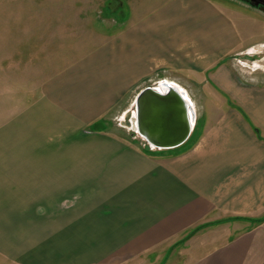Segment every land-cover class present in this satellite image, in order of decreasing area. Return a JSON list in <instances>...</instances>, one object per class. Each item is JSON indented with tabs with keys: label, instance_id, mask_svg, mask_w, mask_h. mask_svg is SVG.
<instances>
[{
	"label": "crops",
	"instance_id": "1",
	"mask_svg": "<svg viewBox=\"0 0 264 264\" xmlns=\"http://www.w3.org/2000/svg\"><path fill=\"white\" fill-rule=\"evenodd\" d=\"M151 6L74 62L57 65L53 37L51 55L41 43L12 65L0 101L1 263L264 264V79L248 82L239 65L258 47L233 6ZM161 82L205 98L199 116L188 101L192 147L156 149L117 123ZM201 230L225 234L172 258Z\"/></svg>",
	"mask_w": 264,
	"mask_h": 264
},
{
	"label": "rangeland",
	"instance_id": "2",
	"mask_svg": "<svg viewBox=\"0 0 264 264\" xmlns=\"http://www.w3.org/2000/svg\"><path fill=\"white\" fill-rule=\"evenodd\" d=\"M161 1L0 0V101L3 98L2 94L8 89V86L5 84L6 80L14 78L13 72L15 73V71H11L12 65L19 62L22 57L26 61L32 52H37V48H39L41 43H43V47L47 46L46 48L50 50L48 53L51 55L53 53V45L49 42L52 43L54 37L56 63L58 66L59 64L63 66L80 59L84 54L98 45L104 36L117 31L119 28L117 20H127L133 15L145 14L151 9V5ZM215 1L223 8H225L224 6L228 8L233 6V9H225H228L227 11L236 22L239 31L244 36V40L248 45L258 47L254 51H249L248 58L241 57L242 61L239 62L241 69L248 72V82L255 80V77L250 78V74L254 72H256L254 75L258 79H261V77L264 79V11L246 8L238 1H233L237 3L238 7L229 0ZM39 57L43 60L44 54L40 53ZM252 60H257L259 63L257 65L251 64ZM50 62V65L46 66L45 71L40 73V79L42 74L56 69L55 64L52 63V58ZM34 74L36 79V71ZM244 74L245 72H243ZM244 78L246 79V76ZM178 90L180 91V88ZM204 99L191 98L197 106L198 116L205 106ZM228 99L232 106H239L233 99ZM186 100L191 101L189 98H186ZM217 104L218 106L220 105L219 103ZM224 105L225 107L223 108L215 109L213 107V109L223 112V110H226L224 108H227V105L222 103V106ZM134 108L135 104L131 109V113L129 112L128 116L125 117L120 116L117 123L122 127L130 128L136 134L137 127ZM194 132L196 134L197 128H195L192 134ZM224 234L216 230H205L197 233L195 235L196 238L192 235L194 237L192 240L191 238L186 239L187 236L183 241H179L180 244L182 243L181 245L178 244L173 247L172 258L178 260L181 256H184V258L190 259L198 250V242L201 245L203 240L206 241L216 237L218 239L223 237ZM199 235L200 237H197ZM181 247L184 249L182 250ZM0 264L3 263L0 261Z\"/></svg>",
	"mask_w": 264,
	"mask_h": 264
},
{
	"label": "water",
	"instance_id": "3",
	"mask_svg": "<svg viewBox=\"0 0 264 264\" xmlns=\"http://www.w3.org/2000/svg\"><path fill=\"white\" fill-rule=\"evenodd\" d=\"M160 87L161 91L145 88L138 95L135 103L137 131L156 149L173 150L191 138L194 110L177 88L167 82Z\"/></svg>",
	"mask_w": 264,
	"mask_h": 264
},
{
	"label": "flooded vegetation",
	"instance_id": "4",
	"mask_svg": "<svg viewBox=\"0 0 264 264\" xmlns=\"http://www.w3.org/2000/svg\"><path fill=\"white\" fill-rule=\"evenodd\" d=\"M231 2L238 1L247 8L257 11H264V0H229Z\"/></svg>",
	"mask_w": 264,
	"mask_h": 264
},
{
	"label": "trees",
	"instance_id": "5",
	"mask_svg": "<svg viewBox=\"0 0 264 264\" xmlns=\"http://www.w3.org/2000/svg\"><path fill=\"white\" fill-rule=\"evenodd\" d=\"M233 105H234V104H233ZM234 106H235V105H234ZM235 108L238 109L240 112H243L241 108H239V107H237V106H235ZM195 140H196V138H195V132H194V134L192 135V137H191V138L188 140V142L185 144L186 147H192V146L194 145V143H195ZM249 220H251V219H249ZM253 221H255V220H253ZM261 221H262V220H260L259 222H261ZM259 222H256V221H255L256 224L259 223ZM201 228H202V226H201V227L199 226L198 228L195 229L194 232L200 230ZM190 234H192V232H191ZM190 234H189V235H190ZM189 235H188V236H189Z\"/></svg>",
	"mask_w": 264,
	"mask_h": 264
},
{
	"label": "bare ground",
	"instance_id": "6",
	"mask_svg": "<svg viewBox=\"0 0 264 264\" xmlns=\"http://www.w3.org/2000/svg\"><path fill=\"white\" fill-rule=\"evenodd\" d=\"M174 88H176V87H174ZM166 89H167V87H166ZM178 89V88H177ZM162 89H160V91H161ZM168 90V89H167ZM179 91V90H178ZM180 92V91H179ZM183 94V93H182ZM184 95V94H183ZM188 102V101H187ZM189 103V102H188ZM191 106V105H190ZM192 114V119H194L193 118V116H194V113H191Z\"/></svg>",
	"mask_w": 264,
	"mask_h": 264
},
{
	"label": "built area",
	"instance_id": "7",
	"mask_svg": "<svg viewBox=\"0 0 264 264\" xmlns=\"http://www.w3.org/2000/svg\"><path fill=\"white\" fill-rule=\"evenodd\" d=\"M136 134L138 135L137 131H136Z\"/></svg>",
	"mask_w": 264,
	"mask_h": 264
}]
</instances>
